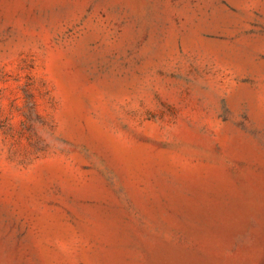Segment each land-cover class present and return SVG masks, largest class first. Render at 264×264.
<instances>
[{"label":"rangeland","instance_id":"obj_1","mask_svg":"<svg viewBox=\"0 0 264 264\" xmlns=\"http://www.w3.org/2000/svg\"><path fill=\"white\" fill-rule=\"evenodd\" d=\"M0 264H264V0H0Z\"/></svg>","mask_w":264,"mask_h":264}]
</instances>
